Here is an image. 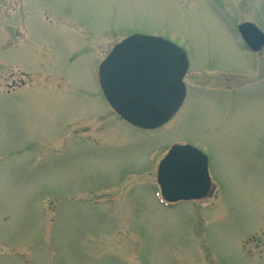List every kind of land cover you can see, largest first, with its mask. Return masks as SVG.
<instances>
[{
	"label": "rangeland",
	"instance_id": "374dc122",
	"mask_svg": "<svg viewBox=\"0 0 264 264\" xmlns=\"http://www.w3.org/2000/svg\"><path fill=\"white\" fill-rule=\"evenodd\" d=\"M264 0H0V264H264ZM132 35L183 48L179 113L120 119L98 69ZM176 145L209 157L211 195L166 205Z\"/></svg>",
	"mask_w": 264,
	"mask_h": 264
},
{
	"label": "water",
	"instance_id": "95a60500",
	"mask_svg": "<svg viewBox=\"0 0 264 264\" xmlns=\"http://www.w3.org/2000/svg\"><path fill=\"white\" fill-rule=\"evenodd\" d=\"M238 30L253 51L264 47V33L252 23ZM189 68L187 52L162 37L133 35L117 44L99 67L102 91L126 122L145 130L168 123L181 108ZM208 156L191 145L174 146L158 168L165 201L201 200L211 191Z\"/></svg>",
	"mask_w": 264,
	"mask_h": 264
},
{
	"label": "flooded vegetation",
	"instance_id": "af4514ba",
	"mask_svg": "<svg viewBox=\"0 0 264 264\" xmlns=\"http://www.w3.org/2000/svg\"><path fill=\"white\" fill-rule=\"evenodd\" d=\"M261 53V52H260ZM259 54V53H258Z\"/></svg>",
	"mask_w": 264,
	"mask_h": 264
}]
</instances>
